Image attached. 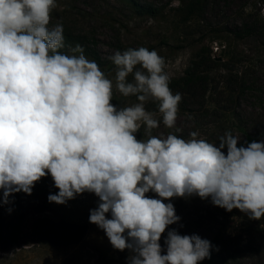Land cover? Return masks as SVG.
<instances>
[{
    "label": "clouds",
    "instance_id": "1",
    "mask_svg": "<svg viewBox=\"0 0 264 264\" xmlns=\"http://www.w3.org/2000/svg\"><path fill=\"white\" fill-rule=\"evenodd\" d=\"M56 7L57 0H0V204L14 193L31 195L48 175L59 190L49 202L94 193L99 202L89 222L114 249L132 253L129 264L210 258V241L175 229L161 247L162 234L180 220L173 198L195 195L264 218V140L238 146L229 131L217 146L196 131L188 139L152 135L157 114L165 127H175L182 100L169 87L165 59L145 47L109 57L115 89L138 101L119 107L112 103L113 81L80 45L69 47L71 55L59 51L63 24L49 27ZM149 101L158 113L146 110ZM142 126L146 140L136 136Z\"/></svg>",
    "mask_w": 264,
    "mask_h": 264
},
{
    "label": "rangeland",
    "instance_id": "2",
    "mask_svg": "<svg viewBox=\"0 0 264 264\" xmlns=\"http://www.w3.org/2000/svg\"><path fill=\"white\" fill-rule=\"evenodd\" d=\"M192 1L57 0L49 27L59 22L64 32L97 40L104 64L99 68L113 81L112 103L119 107L138 101L115 89V66L109 57L116 51L156 50L165 59L169 84L193 72L194 61L209 55L217 63L202 65L201 80L186 89L172 90L182 95L175 127H165L157 114L159 127L152 135L172 133L188 139L196 131L217 146L229 131L240 140L238 146L264 140V0H202L201 16L185 22L181 9ZM133 3L155 13L144 12ZM246 8L251 10L246 12ZM128 80L132 81L131 75ZM145 108L158 113L153 101ZM136 136L138 140L148 138L144 126ZM58 191L48 175L35 184L31 195L14 193L9 204H0L5 209L0 264H129L132 253L114 249L104 231L89 222L90 210L98 206L99 198L85 192L66 204L49 202V194ZM146 195L156 198L151 192ZM171 203L180 220L162 234L163 249L167 232L175 229L180 235L195 234L210 241L214 264H264V218L252 220L237 209L228 212L195 195L173 198ZM44 219L82 225L87 233L77 244L54 247L36 235ZM207 263V258L199 262Z\"/></svg>",
    "mask_w": 264,
    "mask_h": 264
},
{
    "label": "trees",
    "instance_id": "3",
    "mask_svg": "<svg viewBox=\"0 0 264 264\" xmlns=\"http://www.w3.org/2000/svg\"><path fill=\"white\" fill-rule=\"evenodd\" d=\"M133 5L144 12L151 14L155 13L154 11H151V9L142 7L136 3H133ZM181 11L183 13L182 15L185 22H188V20L192 18L200 17L202 13V0H193L191 3L183 6ZM63 35L65 47L59 51L71 55L72 53L69 52V47L80 45L84 49V55L87 59L90 61H95L98 67L104 66L102 58L97 49V40L95 38H90L86 35L75 33L70 30L65 31ZM207 62L217 63V60L213 59L209 55L203 54L200 62L194 61V63L191 65V70L193 72H189L183 79L177 80L173 83L171 82V84H169V87L173 88L171 90H176L177 88L186 89L192 86L198 80H201V67ZM4 210L5 209L0 206V239L3 238L1 224L4 218ZM86 233L87 228L85 226L68 222L59 224L45 219L40 221L36 228V235L38 239L41 242L47 243L54 247H66L77 244L84 239ZM207 260V264H214L215 261L212 253H210V258H207Z\"/></svg>",
    "mask_w": 264,
    "mask_h": 264
}]
</instances>
